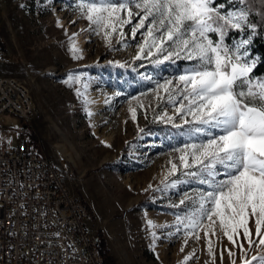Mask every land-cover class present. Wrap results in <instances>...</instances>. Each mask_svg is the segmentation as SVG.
Returning a JSON list of instances; mask_svg holds the SVG:
<instances>
[{"label": "rangeland", "instance_id": "374dc122", "mask_svg": "<svg viewBox=\"0 0 264 264\" xmlns=\"http://www.w3.org/2000/svg\"><path fill=\"white\" fill-rule=\"evenodd\" d=\"M82 2L0 0V74L24 82L35 109L26 119L0 114V145L23 138L56 162L68 188L89 205L87 223L101 231L108 264H244L240 244L249 261L264 253L251 219L257 241L251 246L242 230L234 244L218 228L208 235L199 230L197 239L178 222L184 206L174 205L204 186L179 172L165 181L178 180L175 187L162 181L169 161L179 163L174 149L188 142L193 124L173 130L174 124L155 119L165 108L171 115L172 107H156L153 89L190 64L134 59L143 30L132 39L131 25H125L123 41L113 35L109 46L82 15ZM74 34L78 53L72 51ZM156 124L171 126L162 132Z\"/></svg>", "mask_w": 264, "mask_h": 264}, {"label": "snow or ice", "instance_id": "6c2138e0", "mask_svg": "<svg viewBox=\"0 0 264 264\" xmlns=\"http://www.w3.org/2000/svg\"><path fill=\"white\" fill-rule=\"evenodd\" d=\"M80 10L109 46L113 35L124 40L125 25H131L132 39L143 30L134 59L155 56L162 57L155 63L191 62L183 74L157 82L153 89L156 107H172L171 115L165 108L155 119L178 128L193 124L188 142L174 149L179 163L169 161L162 183L175 187L178 180L165 181L179 172L204 186L174 205L184 206L185 215L177 220L188 234L199 239V230L208 235L218 228L235 244L233 237L242 230L251 246L257 243L251 219L258 245L264 246V76L253 75L261 60L251 52L254 38L264 34L258 31L264 30V0H85ZM77 35L70 37L74 53L80 51ZM130 112L136 120V109ZM239 247L244 264H264V253L249 261L243 244ZM208 250L212 253L211 241Z\"/></svg>", "mask_w": 264, "mask_h": 264}, {"label": "built area", "instance_id": "2783aa9c", "mask_svg": "<svg viewBox=\"0 0 264 264\" xmlns=\"http://www.w3.org/2000/svg\"><path fill=\"white\" fill-rule=\"evenodd\" d=\"M3 112L26 119L35 109L27 85L0 74ZM88 217L52 158L23 138L0 145V264H108Z\"/></svg>", "mask_w": 264, "mask_h": 264}, {"label": "trees", "instance_id": "16d2710c", "mask_svg": "<svg viewBox=\"0 0 264 264\" xmlns=\"http://www.w3.org/2000/svg\"><path fill=\"white\" fill-rule=\"evenodd\" d=\"M217 2H221V0H217ZM257 10H259V4H257ZM257 21L260 20L259 16H255L254 17ZM258 31H264V30H258ZM235 37V38H239V35L236 33H229V37ZM215 39V37H213ZM226 42L231 43V39L227 40ZM251 52L253 56H258L260 57L261 63H258L257 65V69L254 70L253 75L255 76H264V34H258L254 40H253V44L251 45ZM176 63L179 66H183V65H189L191 62L187 61V60H183V59H178L176 60ZM166 126H171L170 124H156L155 126H152L154 129H158L162 132H166L165 128ZM189 125H184L183 127H186ZM173 130H178V127L172 125L171 126ZM88 205V204H87ZM88 208L90 209L89 205ZM99 232L101 233V231L99 230ZM103 242L104 239H102V243H101V250L103 251Z\"/></svg>", "mask_w": 264, "mask_h": 264}]
</instances>
